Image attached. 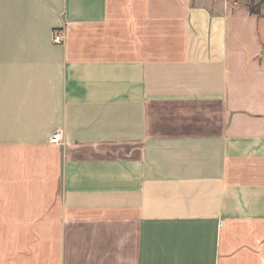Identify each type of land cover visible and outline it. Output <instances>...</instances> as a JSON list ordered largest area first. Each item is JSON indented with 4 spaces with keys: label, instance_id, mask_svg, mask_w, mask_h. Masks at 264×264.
<instances>
[{
    "label": "crops",
    "instance_id": "1",
    "mask_svg": "<svg viewBox=\"0 0 264 264\" xmlns=\"http://www.w3.org/2000/svg\"><path fill=\"white\" fill-rule=\"evenodd\" d=\"M246 2L0 0V264H264Z\"/></svg>",
    "mask_w": 264,
    "mask_h": 264
},
{
    "label": "built area",
    "instance_id": "2",
    "mask_svg": "<svg viewBox=\"0 0 264 264\" xmlns=\"http://www.w3.org/2000/svg\"><path fill=\"white\" fill-rule=\"evenodd\" d=\"M64 38H65V34L64 32L62 31H55L54 32V41L57 42V43H61L64 41ZM63 138V133L61 130H57L53 136H52V140L53 141H61Z\"/></svg>",
    "mask_w": 264,
    "mask_h": 264
},
{
    "label": "trees",
    "instance_id": "3",
    "mask_svg": "<svg viewBox=\"0 0 264 264\" xmlns=\"http://www.w3.org/2000/svg\"><path fill=\"white\" fill-rule=\"evenodd\" d=\"M246 3L251 12L258 14L264 12V1L247 0Z\"/></svg>",
    "mask_w": 264,
    "mask_h": 264
}]
</instances>
